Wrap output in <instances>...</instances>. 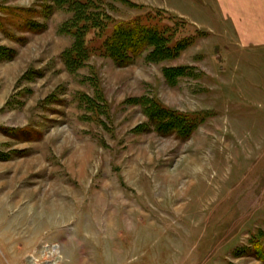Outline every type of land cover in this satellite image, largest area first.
Instances as JSON below:
<instances>
[{
    "label": "rangeland",
    "instance_id": "rangeland-1",
    "mask_svg": "<svg viewBox=\"0 0 264 264\" xmlns=\"http://www.w3.org/2000/svg\"><path fill=\"white\" fill-rule=\"evenodd\" d=\"M56 1L0 0V264H264V63L163 0ZM130 23L186 47L118 65Z\"/></svg>",
    "mask_w": 264,
    "mask_h": 264
},
{
    "label": "crops",
    "instance_id": "crops-1",
    "mask_svg": "<svg viewBox=\"0 0 264 264\" xmlns=\"http://www.w3.org/2000/svg\"><path fill=\"white\" fill-rule=\"evenodd\" d=\"M156 5L191 18L212 33L218 59L224 56L220 52L224 49L227 59L232 53L239 57L238 62L264 63V0H163Z\"/></svg>",
    "mask_w": 264,
    "mask_h": 264
},
{
    "label": "trees",
    "instance_id": "trees-1",
    "mask_svg": "<svg viewBox=\"0 0 264 264\" xmlns=\"http://www.w3.org/2000/svg\"><path fill=\"white\" fill-rule=\"evenodd\" d=\"M57 1L58 4L63 3L59 2V0ZM65 1L70 3L69 7L74 12L72 16L73 22L91 18L88 17L87 9L90 8L92 0ZM121 1L131 2L130 0ZM80 34L81 30H78V37L76 36L75 43L65 53L66 61L70 66L78 65L80 58L84 57L86 52L84 39H82ZM185 44L186 42L181 40L171 44L170 38H167L160 29L153 26L131 23L128 25L116 24L112 34L108 36L105 42L104 53L112 57L118 65L126 66L134 63L135 58L140 56L145 50H149L150 60H162L177 56L178 52L186 47ZM155 113L158 114L160 112L156 111ZM158 115H163L167 119L166 126L175 125L179 122V118L172 117L167 113Z\"/></svg>",
    "mask_w": 264,
    "mask_h": 264
},
{
    "label": "bare ground",
    "instance_id": "bare-ground-1",
    "mask_svg": "<svg viewBox=\"0 0 264 264\" xmlns=\"http://www.w3.org/2000/svg\"><path fill=\"white\" fill-rule=\"evenodd\" d=\"M1 198V197H0ZM5 203V202H4ZM5 212V211H4ZM7 212V211H6ZM3 220V219H2ZM1 224V223H0ZM5 224V223H4ZM5 226V225H4ZM2 226V227H4ZM59 257V256H58ZM32 261V260H31ZM32 264H38L37 262L33 261Z\"/></svg>",
    "mask_w": 264,
    "mask_h": 264
}]
</instances>
